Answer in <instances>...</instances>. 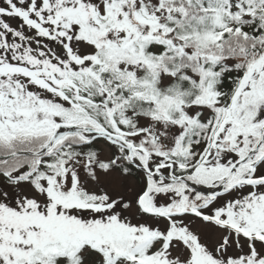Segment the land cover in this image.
<instances>
[{
    "label": "snow or ice",
    "instance_id": "1",
    "mask_svg": "<svg viewBox=\"0 0 264 264\" xmlns=\"http://www.w3.org/2000/svg\"><path fill=\"white\" fill-rule=\"evenodd\" d=\"M0 264H264V0H0Z\"/></svg>",
    "mask_w": 264,
    "mask_h": 264
}]
</instances>
